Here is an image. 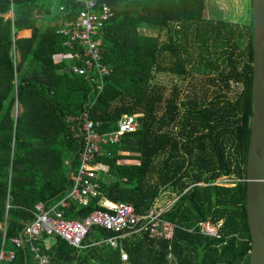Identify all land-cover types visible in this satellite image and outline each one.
<instances>
[{"label": "trees", "instance_id": "1", "mask_svg": "<svg viewBox=\"0 0 264 264\" xmlns=\"http://www.w3.org/2000/svg\"><path fill=\"white\" fill-rule=\"evenodd\" d=\"M102 1L113 13L99 45L109 72L89 118L98 133L115 130L124 115H135L139 126L95 159L101 197L144 213L162 188H171L175 199L161 217L175 226L170 238L131 234L116 248L95 243L114 234L102 227L88 231L80 250L45 235L40 245L49 264H248L252 0L250 19L241 22L206 19L203 0ZM78 10L75 0H0V245L5 228L9 250L36 204L66 195L78 167L80 143L71 126L93 99L94 82L72 73L57 34ZM161 71L200 76L210 86L189 88L183 98L174 86L163 98L153 84ZM222 177L232 180L229 186L213 184ZM101 197L84 206L71 202L65 217L104 208ZM207 219L220 221L216 236L200 232ZM15 253L10 264H37L28 247Z\"/></svg>", "mask_w": 264, "mask_h": 264}, {"label": "built area", "instance_id": "2", "mask_svg": "<svg viewBox=\"0 0 264 264\" xmlns=\"http://www.w3.org/2000/svg\"><path fill=\"white\" fill-rule=\"evenodd\" d=\"M75 2L79 6L78 13L75 17L61 22L57 34L65 39L63 45L69 54L61 57L73 60L72 73L94 82L93 99L80 113L76 124L71 126L73 137L80 143L78 167L66 195L52 204H36L33 220L25 224L18 236L9 240L13 248L11 250L6 249L3 228L0 264H10L15 258L16 250L27 247L37 264H49L46 249L40 245L45 235L59 236L71 247L80 250L86 247L83 240L93 227H102L114 232L95 242H105L112 248H116L119 239L126 235L147 233L149 237L170 238L173 233L175 225L161 217L163 210L151 207L144 213H138L133 204L112 202L101 197L99 176L94 167L95 159L103 155L104 146L118 144L124 134L135 131L139 122L135 115H124L115 130L106 133H98L95 130L94 123L89 118L88 108L101 92L103 78L109 72L101 63L99 45L102 27L113 13L107 2L102 0ZM61 9L62 6L59 7V10ZM224 179L227 180L225 177ZM96 197H101L98 203L104 208L95 209L84 217H65V209L71 202L84 206ZM219 223L220 221L213 224L209 219L204 220L199 222V230L203 234L216 236ZM46 247L48 248L47 245ZM126 256L121 249V260L125 261Z\"/></svg>", "mask_w": 264, "mask_h": 264}, {"label": "water", "instance_id": "3", "mask_svg": "<svg viewBox=\"0 0 264 264\" xmlns=\"http://www.w3.org/2000/svg\"><path fill=\"white\" fill-rule=\"evenodd\" d=\"M253 78L246 155V218L251 248L248 264H264V0H252Z\"/></svg>", "mask_w": 264, "mask_h": 264}, {"label": "rangeland", "instance_id": "4", "mask_svg": "<svg viewBox=\"0 0 264 264\" xmlns=\"http://www.w3.org/2000/svg\"><path fill=\"white\" fill-rule=\"evenodd\" d=\"M249 1L250 0H203L204 4V17L209 20H227L231 22L249 21ZM160 40L163 42L166 40L164 33L160 35ZM168 60L163 61V66H168ZM193 82V84H189ZM159 91L162 93L163 98H167L171 95L173 87H179L180 97L190 90L189 88H195L199 90L201 86H210L206 80L200 76L186 77L185 79L174 75L169 72L161 71L156 74V78L153 80ZM127 162H136V160H125ZM231 179L225 180L224 177L215 181L217 185L229 186ZM160 194L155 200L153 207L163 210V212L172 204L175 199V193L171 191V188L164 187L160 190ZM52 237L48 238L46 243L50 246Z\"/></svg>", "mask_w": 264, "mask_h": 264}, {"label": "crops", "instance_id": "5", "mask_svg": "<svg viewBox=\"0 0 264 264\" xmlns=\"http://www.w3.org/2000/svg\"><path fill=\"white\" fill-rule=\"evenodd\" d=\"M46 245H47V243H46Z\"/></svg>", "mask_w": 264, "mask_h": 264}]
</instances>
